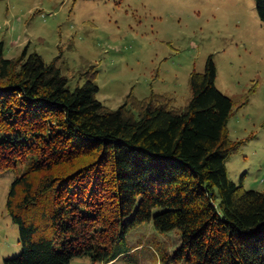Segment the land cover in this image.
I'll list each match as a JSON object with an SVG mask.
<instances>
[{
	"label": "trees",
	"instance_id": "obj_1",
	"mask_svg": "<svg viewBox=\"0 0 264 264\" xmlns=\"http://www.w3.org/2000/svg\"><path fill=\"white\" fill-rule=\"evenodd\" d=\"M264 22V0H254ZM0 43V174L18 171L8 211L21 252L5 264L110 263L145 222L181 231L174 261L264 264V191L231 179L243 141L229 122L244 104L217 87L210 55L191 97L132 93L118 109L98 98L95 66L72 90L57 60Z\"/></svg>",
	"mask_w": 264,
	"mask_h": 264
},
{
	"label": "rangeland",
	"instance_id": "obj_2",
	"mask_svg": "<svg viewBox=\"0 0 264 264\" xmlns=\"http://www.w3.org/2000/svg\"><path fill=\"white\" fill-rule=\"evenodd\" d=\"M1 42L7 58L26 50L57 60L72 90L95 66L98 98L111 109L131 93L172 95L176 107L186 106L192 72H203L213 55L217 87L239 104L248 100L229 122L231 138L243 141L229 175L264 191V22L254 0H0ZM19 173L0 174V264L22 250L7 207ZM127 244L110 263L79 256L71 264H188L174 261L179 229L160 232L145 222Z\"/></svg>",
	"mask_w": 264,
	"mask_h": 264
}]
</instances>
